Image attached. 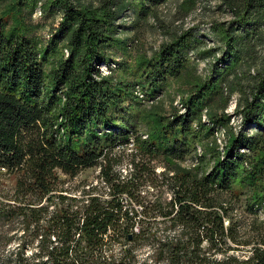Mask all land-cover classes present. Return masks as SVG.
<instances>
[{"label": "trees", "instance_id": "1", "mask_svg": "<svg viewBox=\"0 0 264 264\" xmlns=\"http://www.w3.org/2000/svg\"><path fill=\"white\" fill-rule=\"evenodd\" d=\"M38 1L31 0V6ZM50 2L63 17L46 45L19 34L26 17L32 18L25 0L18 8L24 18L16 26L7 27L0 19V264H264V217L252 209L264 205V57L258 54L264 47V0H222L233 20L210 33L226 47L222 60H228L233 71L227 94L241 93L237 113L243 127L256 124L261 130L251 136L230 134L228 159L219 160L211 172L170 169L162 182L171 192L169 201L162 191L154 200L144 195L146 184H156L144 178L145 165L133 160L124 175L107 146L127 137L115 132L122 124L108 117L127 92L112 85L117 80L114 71L104 75L97 66H111L114 46L127 44L120 39L121 25L131 22L126 19L127 12L135 10L133 3ZM162 2L145 0L142 9ZM185 40L183 35L165 45L160 63H146L151 93L168 75L182 74ZM57 43L69 56L47 72L43 59ZM209 53L216 59V52ZM220 83L224 80L200 86L189 113L176 122L179 127L162 126L152 144L167 129L172 133L163 139L180 138L184 141L178 139L177 145L186 146L193 136L192 121L204 127L199 110ZM227 107L225 103L223 113ZM218 110L211 108L208 115L223 124ZM99 128L112 132L101 135ZM178 151L169 150L179 157ZM95 165L101 168V184L71 196L61 174L74 179ZM6 177L15 179L10 189ZM236 183L252 192L248 211L238 209L232 188ZM47 202L54 203L53 212ZM14 239L22 242L6 252ZM114 245L128 250L122 257L105 255ZM145 245L151 252L139 263L134 250Z\"/></svg>", "mask_w": 264, "mask_h": 264}, {"label": "rangeland", "instance_id": "2", "mask_svg": "<svg viewBox=\"0 0 264 264\" xmlns=\"http://www.w3.org/2000/svg\"><path fill=\"white\" fill-rule=\"evenodd\" d=\"M130 1L135 10L127 12L130 17L126 20L131 22H127L123 27L121 25L124 34L120 35V39L127 40V44L114 46L116 57L111 66H97L104 75L114 71L117 80L112 85H121L122 90L127 92H122L124 94H121L123 96L120 104L113 106L108 112V117L122 124L115 132L126 133L127 137L113 144L110 142L111 144L107 146L113 151L111 156L114 161L119 163L118 171L124 175L129 172V165L133 160L137 165H145L147 171L144 173V178L151 179L156 184L155 187L154 185L148 187L149 184H146L143 187L144 195L154 200L162 191L163 198L169 201L171 192L162 182L164 174L170 169L182 167L198 169L200 173L211 172L219 160L228 159L229 154L226 153V149L230 134L235 133L238 136L246 133L247 136H251L261 128L256 124L243 127L242 116L237 113L241 93L236 91L231 95L227 94L233 71L230 70V62L222 60L226 58V47L219 39L214 41L210 35L213 27L233 20L232 14L222 7V0H165L156 7L149 6L146 10L142 9L145 0ZM20 2L21 0H14L10 4L9 1L0 0V19L6 22L7 27L16 26L24 18L18 13V8L22 7ZM25 3L29 11H32V18L26 17L27 21L22 22V27L18 26L19 34L30 37L35 45H46L53 36L51 33L60 26L63 14L59 13L58 8L51 4L50 0H39L37 6H31V0H25ZM121 22L122 19L119 20V23ZM183 35L186 38L183 51V54H186L183 59L186 65L182 68V74L179 77L168 75L165 81H161L156 93H151V85L147 82L150 68L146 63L153 65L160 63L163 47ZM209 52H216V59L212 58ZM258 54L264 57V47ZM68 56L69 50L57 43L55 50H50L43 59L47 72L54 68L61 58L65 59ZM94 77L95 75L92 76ZM216 80H224V83H220V87H214L210 96L205 98L199 110L204 127L200 128L197 120L192 121L193 136H188L187 145H177L178 139L184 141L180 138L172 137L169 141L163 139L164 136L172 133L167 129L161 139L152 144L153 135L159 132L162 126L172 124L169 127L171 129L176 124L179 127V123L176 122L189 113L190 102L199 96V87L212 85ZM132 85L135 86L134 89L125 91ZM115 88L113 87V90ZM225 103L228 107L223 113L222 108ZM211 108H219L218 115L224 120L223 124L210 119L208 112H211ZM98 131L103 135L111 130L99 128ZM214 140L217 141L216 144ZM174 148L180 149L177 152L179 157L169 152ZM244 151L241 150L242 153ZM170 175H173L172 170ZM61 176L67 182L65 186L71 189V196H79L83 189H88L89 186L96 187L102 181L99 165L83 170L74 179L62 174ZM4 181L5 187L10 189L15 179L6 177ZM232 188L238 196V209L242 212L248 211L249 199L252 196L250 188L244 183H236ZM46 205L50 206V212L56 208L54 203L47 202ZM252 209L264 217V205ZM250 212L245 214L248 219L252 215ZM52 241H55L54 237ZM21 242L19 239L12 240L6 252L13 251ZM127 250L122 245H114L103 252L105 255L122 257V253ZM150 252V247L146 245L134 250L139 263L143 262Z\"/></svg>", "mask_w": 264, "mask_h": 264}]
</instances>
